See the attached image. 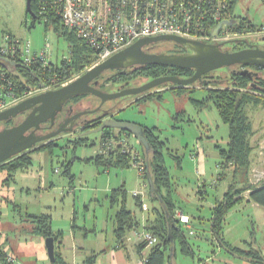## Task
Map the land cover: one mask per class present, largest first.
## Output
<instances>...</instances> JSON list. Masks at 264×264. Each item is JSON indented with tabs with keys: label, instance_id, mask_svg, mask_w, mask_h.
Returning <instances> with one entry per match:
<instances>
[{
	"label": "rangeland",
	"instance_id": "rangeland-1",
	"mask_svg": "<svg viewBox=\"0 0 264 264\" xmlns=\"http://www.w3.org/2000/svg\"><path fill=\"white\" fill-rule=\"evenodd\" d=\"M233 12L237 16L247 17L258 26H264V0H237ZM7 36L29 42L32 53H39L48 45L52 62H60L63 56H68V43L53 24L46 25L44 19L32 23L26 0H0V47L5 44ZM240 37L264 48V29L243 33ZM224 49L230 50L228 46H224ZM144 50L171 53L177 51L178 47L167 41L151 44ZM236 67L216 69L208 75L224 76ZM117 74L114 70L104 71L99 78L100 89L114 92L119 87L138 86L149 80L135 74H130L124 80L117 78ZM201 84L196 81L181 92L163 90L160 99L132 102L140 95L123 96L107 100L102 107L109 112L105 119L113 114L115 119H129L153 128V132L165 142L162 153L169 185L161 187L162 193L165 195L169 191L176 208L193 219L200 216L207 222L214 198L229 184V176L217 178V163L220 161L217 146L226 147L229 128L212 99L204 103L191 100H201L207 96V90ZM164 85L151 91L169 87V84ZM40 91L43 90L37 88V92ZM72 101L75 111L94 108L100 103L92 94L78 96ZM245 112L252 120L254 132L264 130V107L248 105ZM25 115L19 114L9 125L20 122ZM4 127H8V123L1 121L0 129ZM77 133L81 132L63 133L59 138H54L57 139L53 145L33 151L28 168L16 170L8 182L4 180L6 170H0V248L6 251L7 261H12V264H51L44 238L33 231L36 224L29 214H49L51 230L62 234L59 250L63 252V259L81 264L92 251L106 250L115 244L114 215L120 203L110 202L112 189L123 185L125 206L139 221L140 228L144 227L142 219L156 218L162 212L160 199L152 198L148 180L139 174L131 162L128 167L111 166L105 171L102 165L92 160L100 152L99 133L87 134V144L73 147L66 137ZM126 140L131 147L142 151L133 135L129 134ZM117 143L112 140L110 145L116 146ZM251 144L256 147L263 145L264 141H253L252 137ZM262 156L253 169L251 165L248 178L251 184L259 183L264 178V152ZM200 170L202 173H198ZM200 183H205V193L197 191ZM134 191L143 192L139 197L141 205L137 203ZM252 203L244 199L233 205L224 217L220 234H224V240L234 247L249 249L248 245L252 244L264 258V207ZM186 237L194 254L182 253L177 238L174 239L175 256L172 254V257L181 264L213 263L207 258L213 253L214 246L206 240L195 242L193 236ZM75 251L78 253L74 254ZM79 256L81 260L77 259Z\"/></svg>",
	"mask_w": 264,
	"mask_h": 264
},
{
	"label": "trees",
	"instance_id": "trees-1",
	"mask_svg": "<svg viewBox=\"0 0 264 264\" xmlns=\"http://www.w3.org/2000/svg\"><path fill=\"white\" fill-rule=\"evenodd\" d=\"M236 1L237 0H209L211 5L215 7L218 3L225 4L226 19H234V22L231 25L226 26L224 30L241 35L243 33H254L258 30L264 29L263 25L258 26L254 24L245 16L235 15L233 7ZM51 5V0H31L30 6L35 14V19L32 18V23L38 19H44L46 25L53 24L55 30L61 34L68 43V56H63L60 59V62L50 61L47 65H43L41 62H34L30 65L20 64L16 70L25 79V82H22L16 76L11 74L7 69L5 62L0 61V73L3 72L6 79L12 82L13 90L17 96L29 92L30 87L38 88L40 83L42 86H49L50 89L58 88L68 80L82 74L94 61L93 50L88 47L83 40L76 37L73 32H70L63 27L60 21V16L53 12L54 8ZM206 20L209 24L213 23L210 15H206ZM234 39H246L248 41L247 38L242 37ZM173 44L179 47V45L175 43ZM232 45L235 50L244 47L245 43L244 41L239 40L233 42ZM241 67H250L248 69L252 71V74L246 75L237 73L235 70H240ZM236 68L237 69L230 70L224 76L217 74L216 76L210 77L208 75L209 72L204 74L201 77V81L206 84L204 85L202 83L201 85L205 86L204 88L207 90V96L201 100L191 98L193 102L199 103H204L207 99H212L221 119L228 124L229 128L226 147L217 146L220 159L217 163L219 168L217 176L219 179L229 176V184L222 197L215 200L210 217L211 231L219 240L222 238L220 233L222 231L224 217L233 205H236L245 199L246 202H254L259 206L264 207V179L257 184H251L248 181L251 169L250 157L253 150L251 144L253 123L245 112L248 105L264 107V68L254 65H238ZM114 71L118 73L117 78L124 80L127 79L130 74L151 79L162 75L188 77L193 73V69L190 68L183 69L159 64L138 65L133 66L128 70L116 69ZM100 76L98 78H100ZM165 84H169V87L163 90L169 89L181 92L188 88L187 86H173L172 83ZM160 86L162 87L165 85L162 84ZM100 87L101 84L99 88ZM163 90H158L156 92L149 90L143 94H139L140 96L135 98L132 102L146 101L151 98L160 99ZM76 97L78 96H75L72 99ZM132 102L130 104H132ZM108 113L105 112L99 115L91 127L99 126L101 120H103V116ZM111 117H113V114H111ZM12 120L13 119H9L3 122H7L8 126H11L9 124L12 123ZM140 125L142 126L144 135L148 141L149 149L145 150L140 143L142 151L134 149L145 165L144 173L139 174L147 180H151L152 186L149 185L150 193L152 198L158 197L160 199L162 212L158 213V217L156 218L157 224L146 225L144 227L145 229H149V231L151 230V232L157 236V243L152 246H146L144 242H139L138 251L140 252L143 248L149 247L148 254L145 258V264H167L165 252L169 248L168 240L174 241V239L178 238L181 250L185 253H191V251L190 248H188L189 244L183 230L180 229L176 220L173 219L174 203L171 195L169 194V191L165 195L161 191L162 186L169 185V174L162 153V148L165 142L153 132L152 127L142 124ZM98 133L100 137V152H98L92 160H94L97 165H102L105 171L111 166L121 168L128 167L129 162H131V157L128 153L121 152V144L117 143L116 146L108 144L112 139L119 141L124 135L123 133L126 132L122 129L104 128L98 131ZM66 138L68 142L73 143V147H76L79 144H87L86 142L89 139L87 134L84 133L71 134ZM56 139L53 138L45 143H40L38 146L1 163L0 170H6L7 174V177L4 180L6 182L11 180L13 178V173L18 169H27L29 164H31V153L35 150H40L44 147L53 145ZM246 185H248L247 188H245ZM245 191H248L246 198L242 195ZM135 197L137 198V203L141 205V200H139L138 195ZM109 199L111 203H120L119 208L114 215L113 232L115 241L118 244H121L124 241L126 234L137 225V221L131 210L127 209L125 206V190L123 189V185L119 188L112 189L109 194ZM28 216L31 218V221L36 224L33 229L34 232L40 234L43 238L47 236H53L54 238L55 260L51 264H69L61 256L59 245L61 244L62 234L61 232L56 233L51 230L50 215L43 213L39 215L29 214ZM225 247L234 255L244 257L256 264H264L262 254L258 249L252 247V244L248 245L249 249L230 246L228 243H225ZM101 252H103V250L99 252L92 251L90 255L85 257L81 264H93L96 257ZM6 255V251L0 248V264H12V261H7Z\"/></svg>",
	"mask_w": 264,
	"mask_h": 264
},
{
	"label": "water",
	"instance_id": "water-1",
	"mask_svg": "<svg viewBox=\"0 0 264 264\" xmlns=\"http://www.w3.org/2000/svg\"><path fill=\"white\" fill-rule=\"evenodd\" d=\"M31 0H26V9L31 18L35 19L31 6ZM234 19H224L216 24L211 34L215 36L222 27L231 25ZM244 41L248 45L237 50L223 49L224 43H233L236 41ZM173 42L182 48L188 49L187 52L165 53V52H149L144 50L149 46L158 42ZM7 69L25 82L22 75L16 70L20 65L11 59L2 58ZM164 65L169 67L190 68L193 69L192 75L188 77H180L178 75H162L151 78L146 82L138 85L119 89L114 92H105L99 89L97 78L106 70L126 69L138 65ZM238 65H254L264 68V48L257 45L249 44L246 39H230L222 42H205L197 39H191L171 34H163L150 37H140L127 47L114 53L104 61L87 69L76 78L68 83L61 85L55 89L43 90L29 97L24 98L15 105L0 111V122L13 119L21 113L27 111L24 118L11 126L0 129V164L8 159L26 152L40 143H45L61 133H72L74 129L73 122L66 127V121L59 122L56 127L45 133H37L41 128V124L49 122V127L55 123L57 115L61 112L64 104L71 98L83 94H92L100 99V104L107 100L116 99L118 97L143 94L157 86L165 83H172L173 86H189L196 81H201L202 76L210 71L220 68H226ZM239 74H252L247 68L235 70ZM42 87L40 83L38 89ZM36 87H30V91L34 92ZM85 111L76 113V118ZM104 128L122 129L130 133L144 147L149 149L148 141L144 135L142 126L138 123L119 120L113 117L103 119L101 124L94 129L87 130L84 134L98 132ZM149 185L152 186L151 180L148 179ZM248 185L245 186L247 188ZM44 245L49 261L55 260L54 256V238L47 236L44 238Z\"/></svg>",
	"mask_w": 264,
	"mask_h": 264
},
{
	"label": "built area",
	"instance_id": "built-area-1",
	"mask_svg": "<svg viewBox=\"0 0 264 264\" xmlns=\"http://www.w3.org/2000/svg\"><path fill=\"white\" fill-rule=\"evenodd\" d=\"M51 1L53 12L60 16L63 27L73 32L93 50L94 61L86 70L140 37L171 34L205 42H222L241 36L225 31L226 26L212 36L211 31L216 24L226 19V5L218 3L215 7L209 0ZM206 15L211 16L212 24L207 23ZM49 49V46L45 45L39 53H32L29 42L25 43L7 36L5 44L0 47V61H3L2 58H8L20 64L30 65L41 62L47 65L50 62ZM40 89L49 90L50 88L44 85ZM32 93L29 91L17 96L12 82L6 79L3 72L0 73V111L31 96ZM121 152L128 153L132 166L138 169L139 173H144L145 165L141 157L128 142H121ZM133 194L141 195L142 192L134 191ZM173 215L179 223L187 224L188 218L183 213L174 211ZM133 230L137 240L144 242L146 246H152L158 241L157 236L145 228Z\"/></svg>",
	"mask_w": 264,
	"mask_h": 264
},
{
	"label": "crops",
	"instance_id": "crops-1",
	"mask_svg": "<svg viewBox=\"0 0 264 264\" xmlns=\"http://www.w3.org/2000/svg\"><path fill=\"white\" fill-rule=\"evenodd\" d=\"M163 89H160V91L163 90ZM127 120L128 121H133V120H129V119H127ZM252 137H253V141L257 140V141L263 142L264 141V130H259L257 132H254V128H253V135L251 136V141H252ZM263 152H264V144L263 145L260 144L259 146H256V147L254 146L253 147V150L251 152L252 169H253V165H255L256 161L260 162L262 160ZM254 154H257L258 157H256ZM218 170H219V168H218ZM198 173H202V170H200ZM220 179H223V178H220ZM212 181H213V179H212ZM204 186H205V183H200L198 185V190L197 191L200 192V193L204 192ZM213 186L215 188L217 187L216 181L213 182ZM201 187H203V189ZM226 189H227V186L223 188V192L219 196H216L214 198V200L212 202V208L214 206L215 200L216 199H220ZM247 194H248V191H245V192L242 193L244 198L247 197ZM138 197H142V196L138 195ZM252 204H254V203H252ZM212 208H211V212H212ZM161 210H162V207H161ZM174 211L181 212L184 215H186L187 218H188L187 224L183 225V224L179 223L178 220L173 215V219L176 220V222H177L178 226L180 227V229L181 228L184 229L185 237L186 236H190V237L193 236L195 242H202L203 240H206L212 246H214V249L216 248L215 250L214 249L212 250L213 253L207 258V260L213 262L211 264H255L252 261H250V260H248V259H246L244 257H241V256L234 255V254L230 253L227 250V248L225 247V243H228V242H226L224 240V234H223V236L221 235L222 238L220 240L213 235V233L211 231V222H210V217L211 216L208 218L207 222H205L200 216L194 217V219H193V217L189 216V214L184 213L181 209L176 208L175 205H174ZM156 218L154 217V218L142 219V226L145 227L146 225H155V224H157V219ZM196 219H197L198 222L196 221ZM136 221H137V225L134 226L133 229L139 230V229L144 228V227L140 228L139 227L140 226L139 225V221L137 219H136ZM170 227H171V225H170ZM133 229H131L126 234V237H125L124 241L121 244H118L115 241V244L112 247H110V248H108L106 250L104 249L103 250L104 253H100L96 257L95 262L93 264H145V258H146L147 254H148L149 247L143 248L140 252L138 251L139 241L135 237L136 235H135V231H133ZM186 240H187V237H186ZM168 241H169L168 242L169 243V246H168L169 248L165 252L166 263L167 264H181L180 261H178L175 257H172V254L175 251L174 250V245H173L174 241H170V240H168ZM61 244H62V240H61ZM61 244L59 245V248L61 247ZM230 246H232V245H230ZM54 248H55V242H54ZM188 248H190V251H191V253L190 252H188V253H190L191 255L194 254V250H193L192 245L189 244ZM61 252H62V250L60 251V253ZM62 253H61V256H62ZM77 253L78 252L75 251L74 254H77ZM182 253H183V251H182ZM77 259L81 260L82 257L80 258V256H79V257H77ZM65 261L67 263H69V264H79L78 262L75 263V262H70V261H67V260H65ZM83 261L84 260H82V262Z\"/></svg>",
	"mask_w": 264,
	"mask_h": 264
},
{
	"label": "flooded vegetation",
	"instance_id": "flooded-vegetation-1",
	"mask_svg": "<svg viewBox=\"0 0 264 264\" xmlns=\"http://www.w3.org/2000/svg\"><path fill=\"white\" fill-rule=\"evenodd\" d=\"M245 43V42H244ZM248 43L249 44H252V45H257V43H253L251 40H248ZM248 44L245 43V46H247ZM224 46H228V48H230V50H234L233 49V45L232 43H224L222 45V48L224 49ZM244 46V47H245ZM147 47V46H146ZM243 48V47H242ZM237 50V49H235ZM188 49L186 48H182V47H178V50L177 51H173L171 53H178V52H187ZM244 68V67H243ZM247 69L250 68V67H246ZM242 69V67L240 68ZM98 88L100 86L99 84V78H97V85H96ZM124 87H119L117 88V90L119 89H122ZM116 90V91H117ZM35 93H38L37 92V88L36 90L32 93L35 94ZM96 97V96H95ZM98 98V97H96ZM99 99V98H98ZM100 100V99H99ZM73 101H72V98L69 99L63 106L61 112L57 115L56 119H55V123L53 124L52 127H49L50 123L47 121L45 123H42L41 124V128L39 130H37V133L41 134V133H45L47 131H50L52 129H54L56 127V125L59 123V122H62V121H66V127H68L70 125L71 122H73L74 125V129H73V132L74 131H79L81 133H85L87 130H91V129H94L96 127H91V125H93V123L95 122V119L105 113L106 109H103V103L102 104H98L96 107L94 108H86V109H81V110H74V106H73ZM81 111H85L83 114H81L80 116L74 118L73 116L78 113V112H81ZM24 113H27L24 112ZM104 117L106 116H103V119H105ZM94 120V121H93ZM67 133V132H66ZM63 134V133H61ZM61 134H59L58 136H60ZM129 135V134H128ZM56 136V137H58Z\"/></svg>",
	"mask_w": 264,
	"mask_h": 264
},
{
	"label": "bare ground",
	"instance_id": "bare-ground-1",
	"mask_svg": "<svg viewBox=\"0 0 264 264\" xmlns=\"http://www.w3.org/2000/svg\"><path fill=\"white\" fill-rule=\"evenodd\" d=\"M203 5H204V3H203ZM203 5H202V6H203ZM199 8H200V7H199ZM200 9H201V8H200ZM223 20H224V19H223ZM124 88H125V87H124ZM99 89H100V88H99ZM101 90H102V89H101ZM118 98H120V97H118ZM105 102H106V101H105ZM128 134H130V133H127V132L124 133V135L121 137V139L118 141V143L121 144L122 141H126V142H127L126 137L128 136ZM130 135H131V134H130ZM112 140H114V139H112ZM112 140L109 141V143H108L109 145H110V143H112ZM148 185H149V182H148ZM141 192H142V191H141ZM133 195H134V194H133ZM141 195H143V192H142ZM139 196H140V195H139ZM135 235H136V234H135Z\"/></svg>",
	"mask_w": 264,
	"mask_h": 264
}]
</instances>
